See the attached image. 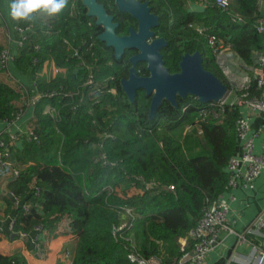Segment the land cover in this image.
Segmentation results:
<instances>
[{
	"label": "trees",
	"instance_id": "trees-1",
	"mask_svg": "<svg viewBox=\"0 0 264 264\" xmlns=\"http://www.w3.org/2000/svg\"><path fill=\"white\" fill-rule=\"evenodd\" d=\"M142 1L148 2L160 18L154 31L168 42L161 53L170 73L180 71L185 54L199 51L204 68L231 90L234 85L209 47V34L231 47L233 62L249 67L259 65L255 53L263 51V34L257 30L261 0H230V11L239 14L243 23L232 22L216 0H202L205 7L196 10L201 0ZM97 2L120 23L117 34H127L131 26L137 28V20L130 14L117 13L115 0ZM87 13L82 0H68L60 14L48 16L50 27L31 32L19 51L16 70L36 77L38 92L55 95L44 96L34 105L30 129L38 140H24L22 148L15 144L11 147L13 159L22 171L17 179L8 181V192L3 198L9 210L15 208L18 232L29 233L23 227L26 219L32 222L31 231L42 226L40 234L43 233L58 214L72 212L77 204L57 207L47 219L38 220L35 210L46 197L41 186L37 185L27 199L20 200L19 208L13 200L19 199L35 174L59 168L81 190L83 205L88 210L72 264H135L128 258L133 244L142 259L172 264L181 257L180 240L189 236L208 203H215L226 191L230 179L227 165L240 148L236 121L242 115V107L214 106L215 115L200 123L203 135L199 143L206 153L188 157L180 132L210 105L201 104L192 96L178 98V108L164 101L150 119L151 97L139 90L131 103L120 84L128 77L130 58L137 51L128 50L117 60L113 49L98 40L102 28ZM200 28L205 31L201 33ZM5 33L0 26V53L5 48ZM75 51L80 55L74 56ZM46 65L59 72L47 76ZM136 69L142 76L149 75L144 62ZM90 74L96 82L104 83L102 92L92 95L84 86ZM112 89L115 93L110 92ZM24 91L3 78L0 70V128L17 120L26 109L25 103L32 94ZM262 91L252 78L250 96H260ZM48 106L57 108L58 115L47 114ZM4 135L10 143L11 134ZM150 183L156 186L147 187ZM168 186H174L175 191L166 189ZM24 203L31 205L26 212L21 208ZM124 209H131L132 217L128 218ZM127 221L128 226L119 230ZM7 235L0 232V239ZM0 264L27 262L21 255L0 253Z\"/></svg>",
	"mask_w": 264,
	"mask_h": 264
},
{
	"label": "crops",
	"instance_id": "crops-1",
	"mask_svg": "<svg viewBox=\"0 0 264 264\" xmlns=\"http://www.w3.org/2000/svg\"><path fill=\"white\" fill-rule=\"evenodd\" d=\"M11 2L12 0H1L0 26H3L6 31L2 44L14 56L9 63L8 69L2 71L3 78H6L12 85L19 88L33 89L34 78L32 74L28 75L18 72L15 68L20 51L17 44L20 36L15 28L16 26H29L34 32L48 24V15L46 13H39L29 21L13 19L10 13ZM198 8L203 9L204 7L200 5L195 6V10ZM259 11L260 20L262 21L264 20V0L260 2ZM262 34L263 51L255 53L257 64H259V57L264 58V33ZM46 66L48 70L49 67L48 65ZM251 68L249 72L240 68H235L233 71L242 77L246 74L254 75V69H256L255 73H258L260 70L259 65ZM15 72L16 75L14 74ZM47 76L50 75L47 74ZM33 113L34 108L27 107L17 120L4 123L1 125L0 130L4 134H11V136L26 131L31 126L34 117ZM242 114L248 120L251 130L258 133V137L255 140V151L256 153H261L264 142V118L257 113H250L245 107L242 108ZM192 131L191 135L197 132V129L193 128ZM182 135L185 137V130ZM186 138L188 139L189 135ZM199 138V141H201L202 136H199ZM22 144L19 143L18 148H22ZM193 148L196 151L200 149L198 143H195V147L193 146ZM188 153H190L189 150ZM37 185L45 190L46 197L41 205L36 208L34 213L35 219L45 220L55 208L72 202L77 204V209L69 213L58 214L51 225L43 233L38 234L39 247H36L35 244L37 233L31 231L33 228L32 222L25 219L23 227L29 233L26 234V237L11 234L1 237L0 253L5 256L21 255L25 258L27 264H72V257L66 258L64 253L65 251H70L73 255L78 234L83 230L88 217V210L83 205L81 199V190L70 176L61 169L49 168L32 177L26 188L22 190L18 204L16 200H13L16 208L21 204L20 200L27 199L29 193ZM7 186V180L0 183V220H8L15 213L14 206L9 210L3 198V195H6L8 192ZM221 203L227 210V217L232 228L240 236L245 237L246 241L241 240L236 235H224L221 244L207 255L204 264H228L231 258L232 264H248L260 253L264 252V230L256 226L257 219L264 212V170L247 187L239 185L231 190H226L221 195ZM254 246L258 247L259 252L254 249Z\"/></svg>",
	"mask_w": 264,
	"mask_h": 264
},
{
	"label": "built area",
	"instance_id": "built-area-1",
	"mask_svg": "<svg viewBox=\"0 0 264 264\" xmlns=\"http://www.w3.org/2000/svg\"><path fill=\"white\" fill-rule=\"evenodd\" d=\"M216 3L223 12H226L230 16L232 22H244L243 18L239 14H235L230 11V0H216ZM200 6L205 7V2L201 0ZM46 27H50V25L47 24ZM15 29L20 36L17 44L19 46V49H21L28 41L29 34L33 32V29L29 26H16ZM199 30L201 33L205 31V29L202 28H200ZM257 30L260 33H264V20H259L257 24ZM207 40L209 47L214 50L217 56L218 63L222 67L225 76L232 83V85H234V87L231 90L228 89V92L223 99L218 102L210 103L209 108L200 110L199 117L195 120V122L193 124L186 125L185 135L186 133H191L193 128H196L198 135L202 136L203 131L200 123L203 122L209 115H215L214 106L216 105H238L242 108L245 107L250 113H257L264 118V58H258L260 66V70L258 73H255L256 69H254V75L252 74L253 76L246 74L245 76L241 77L236 72H234L233 69L240 68L246 72H249L252 68L241 63H235V61L233 62V52H231V47L219 43L215 35H207ZM64 43L68 44L67 41H64ZM36 48L40 49L39 46H37ZM79 55L80 54L78 53V51H75L74 56ZM12 57L14 56L10 53L9 50L4 48L1 51V71H5L8 69ZM82 65L88 68V66L84 63H82ZM46 72L47 67L44 71V74ZM58 72L59 71L57 70V73ZM57 73L53 74L55 75ZM252 78H255L258 87L263 89L260 96L251 97L249 94ZM103 84L96 82L93 74H90L84 82V86L88 88L89 93L91 92L92 95L102 92L104 90ZM20 89H22L23 91L25 90L24 92H26L27 95H29L30 92L32 94L30 100L25 103L26 108H34V105L38 102V100L44 96L52 97L55 95V93L42 94L41 92H38L36 86V77L34 78L33 89ZM110 92L115 93V89L110 90ZM238 92H241V94L239 95ZM233 94H235L234 101L231 100ZM46 113L51 115L52 117H55L58 115V110L53 106H48L46 108ZM236 134L238 140L240 141V148L238 153L232 156L228 162L227 168L230 174V179L226 186V190H231L238 187L239 185L247 187L252 181L259 177L264 170V142L262 152L256 153L255 140L258 137V133H255L251 130V126L248 120L243 116V114L236 121ZM24 140L34 142L38 140V136L34 133V131L28 128L24 132H19L15 135H12V141L10 143H7L4 139V133L0 130V183L6 180H15L20 176L22 168H20L16 161L13 159L11 147H13L15 144V146L18 148V144L23 143ZM154 186H156V184L154 183H150L147 185V187L149 188H152ZM166 189H168L169 191H175L174 186H168L166 187ZM36 190H38V188ZM10 195L13 196L12 193ZM15 200L18 204L19 199ZM19 207L20 204L18 208ZM30 207L31 205L29 203H24L21 208L26 212L30 209ZM124 210L128 218L132 217L131 209ZM15 214H13L8 220H0V232L17 235L19 237H26L25 233L18 232L16 229L18 217ZM127 226L128 221L124 222L119 227V230H122ZM256 226L257 228L264 230V212L257 219ZM41 230L42 226H37L35 228V232L37 233V237L35 240L36 247L40 246L38 234H40ZM224 235H236L241 240L246 241L245 237L240 236L232 228L227 217V210L222 205L221 196H219L215 203H208V206L205 208L202 217L198 221L197 225L190 231L189 236L180 240L181 257L172 264H204L207 255L219 244H221ZM131 247L132 251L128 255V258L131 262L135 264H158L156 262L151 263L150 261L142 259L135 251V245L133 244ZM254 249L259 252L257 246H254ZM64 255L66 256V258L72 257V253L70 251H65ZM228 264H232V258ZM248 264H264V252L260 253L257 257H255L253 261H250Z\"/></svg>",
	"mask_w": 264,
	"mask_h": 264
},
{
	"label": "water",
	"instance_id": "water-1",
	"mask_svg": "<svg viewBox=\"0 0 264 264\" xmlns=\"http://www.w3.org/2000/svg\"><path fill=\"white\" fill-rule=\"evenodd\" d=\"M88 16L96 20L104 31L98 40L114 50V57L121 60L125 51L136 50L130 58L131 68L127 78L121 80L122 91L131 103L137 92L144 90L151 97L150 119H153L164 101L178 108V98L195 97L201 104L218 102L225 97L228 87L212 72L203 66V57L199 51L185 54L180 62V71L170 73L165 66L161 50L168 45L164 38L156 37L154 28L160 24V18L152 12L148 2L142 0H115L121 12L130 14L137 20L138 29L130 28L127 36H118V23L109 15L105 6L97 0H82ZM146 63L148 76H142L136 69L138 63Z\"/></svg>",
	"mask_w": 264,
	"mask_h": 264
},
{
	"label": "clouds",
	"instance_id": "clouds-1",
	"mask_svg": "<svg viewBox=\"0 0 264 264\" xmlns=\"http://www.w3.org/2000/svg\"><path fill=\"white\" fill-rule=\"evenodd\" d=\"M67 4L68 0H12L10 13L13 19L29 21L39 13L56 16L66 8Z\"/></svg>",
	"mask_w": 264,
	"mask_h": 264
},
{
	"label": "rangeland",
	"instance_id": "rangeland-1",
	"mask_svg": "<svg viewBox=\"0 0 264 264\" xmlns=\"http://www.w3.org/2000/svg\"><path fill=\"white\" fill-rule=\"evenodd\" d=\"M48 70H47V74L51 75L53 73H57V70L54 67H50L48 65ZM231 100H235V94L232 95ZM185 126L183 127V129L180 132V136H182L183 131ZM193 132V131H192ZM189 135V138L187 139L186 137ZM199 136L197 132H194L192 135L191 133H186L185 137H183V144H184V148H185V153L188 157H195L197 155H202L204 153H206V151L203 149V147H201V145L199 144ZM187 139V140H186ZM195 143H198V147L200 148L198 151H196L193 146L195 147ZM188 150L190 153H188ZM199 152V153H197Z\"/></svg>",
	"mask_w": 264,
	"mask_h": 264
},
{
	"label": "flooded vegetation",
	"instance_id": "flooded-vegetation-1",
	"mask_svg": "<svg viewBox=\"0 0 264 264\" xmlns=\"http://www.w3.org/2000/svg\"><path fill=\"white\" fill-rule=\"evenodd\" d=\"M114 3H115V2H114ZM115 6H116V8H117V10H118L117 13H119V14H124V13H125V12H121V11L118 9L116 3H115ZM106 10H107V9H106ZM107 12H108V10H107ZM108 14L114 17V22H115V23H118V24H119V27H120V23L116 20V17H115L114 15L110 14L109 12H108ZM125 14H126V13H125ZM99 27H101V28H102V31H104L103 26H99ZM119 27H118V28H119ZM118 28H117V30H118ZM130 28H134L135 30H137V29H138V24H137V28L132 27V26L129 27V28H128V31H127V34H124V35L117 34V30H116V34H117L118 36H121V37H122V36H127V35H129V33H130V31H129ZM155 34H156V33H155ZM156 37H158V36H156ZM158 38H163V37H158ZM164 39H165V38H164ZM165 40H166V39H165ZM166 41H167V40H166ZM165 47H166V46H165ZM165 47H164V48H165ZM111 49H112V48H111ZM113 51H114V50H113ZM127 51H128V50H127ZM127 51H125V54H126ZM161 51H162V50H161ZM125 54H124V55H125ZM161 54H162V53H161ZM124 55H123V57H124ZM134 55H135V54H134ZM123 57H122V58H123ZM163 59H164V58H163ZM138 64H139V63H138Z\"/></svg>",
	"mask_w": 264,
	"mask_h": 264
}]
</instances>
